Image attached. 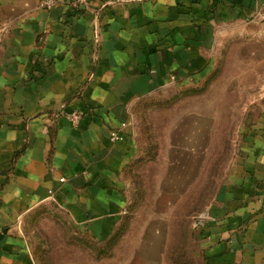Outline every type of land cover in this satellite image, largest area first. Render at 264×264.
I'll list each match as a JSON object with an SVG mask.
<instances>
[{
	"label": "crops",
	"instance_id": "crops-1",
	"mask_svg": "<svg viewBox=\"0 0 264 264\" xmlns=\"http://www.w3.org/2000/svg\"><path fill=\"white\" fill-rule=\"evenodd\" d=\"M42 1L0 0V264H37L25 225L48 206L98 242L143 230L156 261L236 118L197 258L264 264V0Z\"/></svg>",
	"mask_w": 264,
	"mask_h": 264
},
{
	"label": "rangeland",
	"instance_id": "rangeland-1",
	"mask_svg": "<svg viewBox=\"0 0 264 264\" xmlns=\"http://www.w3.org/2000/svg\"><path fill=\"white\" fill-rule=\"evenodd\" d=\"M228 122L224 133L213 134V144L195 181V197L179 199V206L168 216L164 215L170 219L168 225L176 228L160 231L158 259L148 264H200L193 251H197L203 229L199 224L204 221L205 214L197 212L213 201L220 180L229 172V165L235 158L238 136L235 132L241 118L228 119ZM193 208L196 213L192 217L188 212ZM152 216L148 213L137 215L133 222L137 225V221L142 223ZM192 221L196 225L194 234L188 229ZM25 228L37 264H146L147 247L141 245L144 231L140 229L122 228L114 243L98 242L89 236L75 235L68 219L51 206L28 218Z\"/></svg>",
	"mask_w": 264,
	"mask_h": 264
},
{
	"label": "built area",
	"instance_id": "built-area-1",
	"mask_svg": "<svg viewBox=\"0 0 264 264\" xmlns=\"http://www.w3.org/2000/svg\"><path fill=\"white\" fill-rule=\"evenodd\" d=\"M61 0H43L41 2V6L46 10H52L54 9ZM88 0H76V3L78 4H87ZM72 120L76 123H78L81 120V115L79 114H73ZM112 140L119 139L118 135L116 133H113L111 136Z\"/></svg>",
	"mask_w": 264,
	"mask_h": 264
},
{
	"label": "trees",
	"instance_id": "trees-1",
	"mask_svg": "<svg viewBox=\"0 0 264 264\" xmlns=\"http://www.w3.org/2000/svg\"><path fill=\"white\" fill-rule=\"evenodd\" d=\"M120 230V229H119ZM118 230V231H119ZM118 231H116V233L109 239V240H107L106 242H104V243H107L108 242V244H111V243H114L115 242V240L117 239V234H118ZM86 236V235H85ZM92 239H95V238H92ZM96 240V239H95ZM103 243V242H102ZM199 255V252L198 251H193V255Z\"/></svg>",
	"mask_w": 264,
	"mask_h": 264
}]
</instances>
